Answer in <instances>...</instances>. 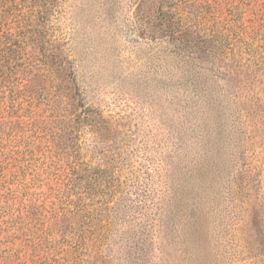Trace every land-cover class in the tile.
<instances>
[{
    "label": "rangeland",
    "instance_id": "1",
    "mask_svg": "<svg viewBox=\"0 0 264 264\" xmlns=\"http://www.w3.org/2000/svg\"><path fill=\"white\" fill-rule=\"evenodd\" d=\"M55 6L56 64L26 73L23 100L0 98V141L30 165L18 179L8 166L2 191L46 197L48 216L70 161L98 190L64 222L71 242L1 232L0 264H264V0ZM82 110L74 136L50 137Z\"/></svg>",
    "mask_w": 264,
    "mask_h": 264
},
{
    "label": "trees",
    "instance_id": "2",
    "mask_svg": "<svg viewBox=\"0 0 264 264\" xmlns=\"http://www.w3.org/2000/svg\"><path fill=\"white\" fill-rule=\"evenodd\" d=\"M57 2L58 0H0V98L7 92L14 97V101L20 95L23 100L22 95L32 88L33 77L30 78L26 73L33 72L35 76L40 70L49 72L50 62L56 64L52 60L58 55L44 52L48 47L44 35L48 32V16L53 14ZM181 29L176 35L184 34ZM48 59L49 63L45 62ZM33 99L29 95L28 104L32 105ZM89 114L87 110H82V113L75 114L73 118H55L54 131H51V127L48 128L50 137L60 139L64 137L63 133L68 132L65 139L71 138L80 125L91 121ZM33 123L36 124L34 121ZM43 127H46L44 122L40 128ZM63 144L73 149L70 144ZM26 153L30 154L31 150ZM23 154L25 155L18 150L13 153L6 151V144L0 141V233H15L17 235L11 236L9 242L22 237L25 245L33 248L46 243L53 244L54 240L48 239L54 238V235L71 242L73 235H69L71 231H67V226L73 228L70 221L84 217L88 203L98 190L95 189L97 185L90 184L86 166L79 169L76 167L78 162H68V172L63 171L59 178L57 192L52 190L50 193L55 202L51 201V209L46 216L40 211L46 197L41 200L40 205L37 198L28 199L23 204L22 194L18 190L5 187L6 191H2L4 184L8 182L5 175L8 166L14 168L12 176L16 179L28 173L30 165ZM17 201L21 203L20 209L13 207ZM64 222H67V226Z\"/></svg>",
    "mask_w": 264,
    "mask_h": 264
}]
</instances>
